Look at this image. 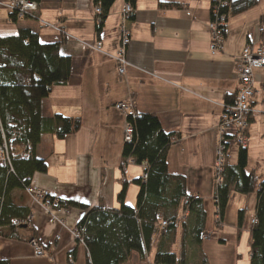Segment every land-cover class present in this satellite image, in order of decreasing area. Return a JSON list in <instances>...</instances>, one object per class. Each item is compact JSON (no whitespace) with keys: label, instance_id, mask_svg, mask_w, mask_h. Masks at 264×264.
Instances as JSON below:
<instances>
[{"label":"crops","instance_id":"0c3cea01","mask_svg":"<svg viewBox=\"0 0 264 264\" xmlns=\"http://www.w3.org/2000/svg\"><path fill=\"white\" fill-rule=\"evenodd\" d=\"M11 1L0 0V38L29 29L43 44L62 43L61 55L72 61L69 83L54 87L43 101L44 117L61 115L81 121L80 129L64 139L42 137L36 156L46 161L48 171L36 174L31 186L60 201L108 210L121 207L118 197L126 188L125 204L136 208L141 190L136 181L143 179L145 168L131 164V160L124 162L128 122L116 109L120 103H129L137 115H154L166 133L181 136L168 152L169 173L184 179L187 194L202 201L205 234L209 236L199 246H192L190 264H251L256 193L254 202L233 194L219 225L214 165L222 139V116L235 103L239 91L238 58L246 47L264 42L259 35V28L264 27V0H258L248 12L229 17L223 50L216 55L210 51L209 29L214 0H135L129 66L123 77L116 58L126 0L116 1L101 33L96 29L93 0H42L35 12L17 22L12 21L7 7ZM162 4L181 7L163 8ZM98 43L102 44L100 51L96 50ZM254 77L258 94L252 100L245 139L248 172H255L263 182L264 69L255 71ZM229 134L236 136L234 130ZM240 148L230 142L229 165L237 164ZM12 198L31 211L25 235L33 236L53 258H37L27 241L1 238L0 262L88 264L86 248L73 236L86 215L84 211L54 209L57 221L51 223L49 213L24 191H15ZM240 212H244L242 225ZM181 238L179 231L174 247L177 253ZM154 256L153 250L144 261L133 253L130 264H154Z\"/></svg>","mask_w":264,"mask_h":264},{"label":"trees","instance_id":"16d2710c","mask_svg":"<svg viewBox=\"0 0 264 264\" xmlns=\"http://www.w3.org/2000/svg\"><path fill=\"white\" fill-rule=\"evenodd\" d=\"M26 1L38 5L42 0ZM116 1L93 0L94 7L102 11L101 23L96 24L98 33L103 31ZM126 2L132 7L135 4V0ZM257 5L258 0H229L222 13L229 19ZM161 7L181 6L162 4ZM11 18L18 21L13 14ZM61 44H43L29 29L21 30L16 36L0 38V144L7 140L12 159L7 167L0 166L2 238L27 242L34 239L25 235L28 226L12 225L13 220L31 217V211L17 205L12 194L15 191L26 193L36 174L47 173L46 161L36 156L44 135L64 139L81 127L80 119L61 115L44 117L42 113L43 101L53 88L67 85L71 77L72 61L61 55ZM128 122L133 128V139L124 144V162L133 160L138 166L146 165L148 177L146 182L136 181L141 188L136 208L125 204V188L118 197L121 205L118 209L89 208L60 200L55 209L73 208L86 213L77 229L83 234L88 264H130L133 253H138L145 261L153 250L154 264H190L192 246H199L209 236L205 234L206 213L202 201L187 194L184 179L169 173L168 152L181 136L166 133L154 115L138 114ZM235 137L224 136L227 150ZM221 179L215 194L219 225L223 223L233 194L256 193V224L250 233L251 264H264V181L259 182L255 172H248L246 148H240L235 166L226 162ZM243 219L244 212H240V225ZM163 223L167 228H162ZM179 231L182 238L177 253L174 247ZM0 264L9 263L1 261Z\"/></svg>","mask_w":264,"mask_h":264},{"label":"built area","instance_id":"2783aa9c","mask_svg":"<svg viewBox=\"0 0 264 264\" xmlns=\"http://www.w3.org/2000/svg\"><path fill=\"white\" fill-rule=\"evenodd\" d=\"M229 5V0H214L212 5V13H211V21L209 24V29L211 33V43H210V51L212 55H216L218 52L223 50L224 45V35L227 33V25L228 19L222 13L223 9ZM11 14H13L16 19L23 20L30 13L35 12L37 10V4L27 2L26 0H12L7 6ZM96 15V24L101 23L100 16L102 11L100 7H95L94 9ZM135 14V10L130 4H126L122 13H121V23L119 26V34H120V49L118 52V56L116 58L118 72L120 76H125L127 72V68L129 66L128 61V50L131 44V34H132V17ZM13 21V19H12ZM260 37H264V27L259 28ZM102 47L101 43L96 45V50L100 51ZM239 63V71H238V83H239V91L235 101V104L228 108L227 111L222 116V122L220 125V132L222 135V139L220 144L216 149V161L214 165L215 176H216V185H221V177L224 173L225 165L227 162V146L224 143V136L229 134L230 130H234L236 132V137L234 142L236 145L241 148H246V139L245 132L247 131L250 122L251 116L253 113L252 109V100L258 91L255 88V77L254 73L257 70L264 69V42H258L256 46H248L244 49L240 57L238 58ZM264 96V89H263ZM264 105V100H263ZM116 109L121 111L125 117L128 119L130 117H135L137 114L134 111V108L129 103H120L116 105ZM133 139V128L129 124L126 125L125 130V142H132ZM29 151H32V147L29 146ZM12 162L9 145L7 140H4L3 144H0V166L7 167ZM131 164H135L133 160L130 161ZM146 169V165L143 166ZM147 175L143 176V181H147ZM26 194L31 197L35 202L41 204L43 208L49 213L51 216V223H55L57 219L54 217V209L56 204L58 203L57 199H54L50 196L47 191L40 190L35 187H28L26 189ZM196 200L199 197L195 198ZM218 219V216H217ZM219 221V220H218ZM31 217L27 220H13L12 225L15 227L19 226H30ZM256 221L253 219L252 225L254 226ZM162 228H167V224L163 223ZM73 236L76 242L79 245H84L83 234L79 229H76L73 232ZM2 236L0 235V239ZM60 240L59 238L57 239ZM34 251V255L37 258H47L52 259L53 257L49 255L45 249L38 244L35 239H32L28 242ZM69 260L73 263V256H69Z\"/></svg>","mask_w":264,"mask_h":264},{"label":"rangeland","instance_id":"374dc122","mask_svg":"<svg viewBox=\"0 0 264 264\" xmlns=\"http://www.w3.org/2000/svg\"><path fill=\"white\" fill-rule=\"evenodd\" d=\"M255 193H253V194H250V195H247V197H249V199H253V202H254V199L256 198V196L254 195ZM251 202H252V200H251ZM255 206V205H254ZM250 214H251V211H250V213H249V216H250ZM253 214V213H252ZM253 218V215H252V217H251V219Z\"/></svg>","mask_w":264,"mask_h":264}]
</instances>
